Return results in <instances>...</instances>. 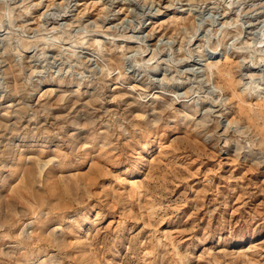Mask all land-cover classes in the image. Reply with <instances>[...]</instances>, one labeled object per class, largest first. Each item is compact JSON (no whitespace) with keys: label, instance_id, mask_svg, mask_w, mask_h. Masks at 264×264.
I'll return each instance as SVG.
<instances>
[{"label":"rangeland","instance_id":"rangeland-1","mask_svg":"<svg viewBox=\"0 0 264 264\" xmlns=\"http://www.w3.org/2000/svg\"><path fill=\"white\" fill-rule=\"evenodd\" d=\"M0 264H264V0H0Z\"/></svg>","mask_w":264,"mask_h":264},{"label":"bare ground","instance_id":"bare-ground-1","mask_svg":"<svg viewBox=\"0 0 264 264\" xmlns=\"http://www.w3.org/2000/svg\"><path fill=\"white\" fill-rule=\"evenodd\" d=\"M145 160H146V161H147V160H150V158L148 159V157H147ZM135 170H136V169H135Z\"/></svg>","mask_w":264,"mask_h":264}]
</instances>
